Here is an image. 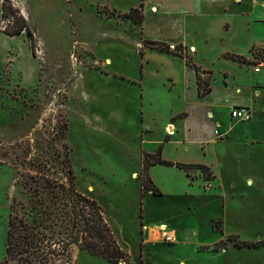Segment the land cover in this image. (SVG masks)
Instances as JSON below:
<instances>
[{
	"label": "rangeland",
	"instance_id": "rangeland-1",
	"mask_svg": "<svg viewBox=\"0 0 264 264\" xmlns=\"http://www.w3.org/2000/svg\"><path fill=\"white\" fill-rule=\"evenodd\" d=\"M261 13L264 0H0V261L15 218L64 250L53 264H111L66 246L71 191L101 209L118 264H264V129L242 137L229 117L264 64L261 48L230 51L245 28L261 36Z\"/></svg>",
	"mask_w": 264,
	"mask_h": 264
},
{
	"label": "trees",
	"instance_id": "trees-1",
	"mask_svg": "<svg viewBox=\"0 0 264 264\" xmlns=\"http://www.w3.org/2000/svg\"><path fill=\"white\" fill-rule=\"evenodd\" d=\"M24 29H26V26H20L18 29L9 32V35H18ZM146 44L148 48L154 51L168 53V46L165 44L155 41H146ZM195 75L197 95L203 97L210 92V89H201L196 68ZM175 166L180 169H188L192 168L193 165L176 163ZM197 168L203 167L199 165ZM64 196L67 202L63 201L62 208L66 206L68 210H64L63 215H65L70 227L67 237L69 240L66 242V246L75 245L91 256L100 257L111 264H118L121 261L122 251L113 240L109 228L103 220L99 206L71 191H68V194ZM88 208L89 210L92 209V212L85 214L83 210L85 211ZM39 237L41 236L34 227L29 226L22 220L10 219L7 232L6 257L0 261V264H53L52 258L64 255L63 249L57 253L56 250H51L50 246L43 247V242H40ZM59 243H62V241H59ZM44 250H47V252L45 253Z\"/></svg>",
	"mask_w": 264,
	"mask_h": 264
},
{
	"label": "crops",
	"instance_id": "crops-1",
	"mask_svg": "<svg viewBox=\"0 0 264 264\" xmlns=\"http://www.w3.org/2000/svg\"><path fill=\"white\" fill-rule=\"evenodd\" d=\"M241 16H242L241 18H242L243 26L248 28V25H250V23H252V20H251L252 16L249 13L241 14ZM261 18L264 19V13H261ZM261 24H262V28H263L262 32H261V36L256 37L254 35V37H253V35L249 34L247 28H245L247 31L248 37L246 38L244 45H241L239 49L232 48V51H230V52L236 56L246 58V60H248V61L249 60L255 61L256 58L252 52L253 49L261 48L264 50V21H262ZM261 63H262V61H261ZM254 64H253V66H254ZM262 65H264V64H262ZM253 66H252V71H253ZM253 75H255L258 82L253 83L251 87H249V84L247 83L248 89L246 90V93H247L248 97L239 98V100H242V101H238L236 104H233L231 106V108L233 106H246L252 110L253 117H252L251 121H249L248 123L246 122V123H242V124L237 125L238 127L241 128V130L239 128L237 130L239 132V135H241L242 137H247L250 134V132L252 134L254 133V135H256V136L259 135V137H261L260 136L261 134L256 132V130L257 129H264V123L261 122V121L264 122V114H263V112H264V68L262 69V71L260 73H254V71H253ZM243 83H245V81H243ZM240 85L242 87L243 84H240ZM239 88H238L237 92H235L233 90L232 93L239 94L240 90H242ZM196 89H197V85H196ZM260 102H261V104H260ZM258 103L260 104V106H258V108H257L256 105H258ZM231 108H230V110H231ZM257 116H259V118L261 120L258 119ZM230 120L233 121L231 118H230ZM257 122L259 124H256ZM244 126H248V127L245 128ZM249 183H251V181L248 182V184Z\"/></svg>",
	"mask_w": 264,
	"mask_h": 264
},
{
	"label": "built area",
	"instance_id": "built-area-1",
	"mask_svg": "<svg viewBox=\"0 0 264 264\" xmlns=\"http://www.w3.org/2000/svg\"><path fill=\"white\" fill-rule=\"evenodd\" d=\"M263 66L261 62L255 63L253 66L254 73H260L264 68ZM229 116L234 121L249 122L253 117V113L249 107L234 106L231 108L229 112ZM158 236H159V240L162 241L163 243L171 244V243H175L176 241L175 232L171 229H168V227L163 224L158 226Z\"/></svg>",
	"mask_w": 264,
	"mask_h": 264
},
{
	"label": "bare ground",
	"instance_id": "bare-ground-1",
	"mask_svg": "<svg viewBox=\"0 0 264 264\" xmlns=\"http://www.w3.org/2000/svg\"><path fill=\"white\" fill-rule=\"evenodd\" d=\"M154 11H155V9H154Z\"/></svg>",
	"mask_w": 264,
	"mask_h": 264
},
{
	"label": "water",
	"instance_id": "water-1",
	"mask_svg": "<svg viewBox=\"0 0 264 264\" xmlns=\"http://www.w3.org/2000/svg\"><path fill=\"white\" fill-rule=\"evenodd\" d=\"M122 264V263H121Z\"/></svg>",
	"mask_w": 264,
	"mask_h": 264
}]
</instances>
